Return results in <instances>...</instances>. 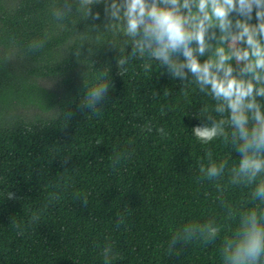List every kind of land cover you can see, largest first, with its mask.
I'll return each instance as SVG.
<instances>
[{
    "label": "trees",
    "instance_id": "obj_1",
    "mask_svg": "<svg viewBox=\"0 0 264 264\" xmlns=\"http://www.w3.org/2000/svg\"><path fill=\"white\" fill-rule=\"evenodd\" d=\"M0 264H264V2L0 0Z\"/></svg>",
    "mask_w": 264,
    "mask_h": 264
},
{
    "label": "rangeland",
    "instance_id": "obj_2",
    "mask_svg": "<svg viewBox=\"0 0 264 264\" xmlns=\"http://www.w3.org/2000/svg\"><path fill=\"white\" fill-rule=\"evenodd\" d=\"M245 1L250 6L251 5L260 6L264 2V0H245ZM233 44L236 45L235 42H233ZM235 55L238 61L247 60L243 52H236Z\"/></svg>",
    "mask_w": 264,
    "mask_h": 264
}]
</instances>
